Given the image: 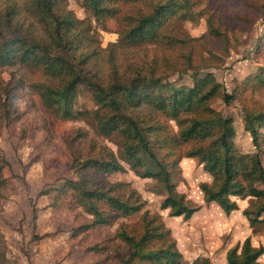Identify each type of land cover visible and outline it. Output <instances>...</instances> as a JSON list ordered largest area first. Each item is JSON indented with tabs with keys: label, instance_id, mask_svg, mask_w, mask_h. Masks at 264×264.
<instances>
[{
	"label": "trees",
	"instance_id": "obj_1",
	"mask_svg": "<svg viewBox=\"0 0 264 264\" xmlns=\"http://www.w3.org/2000/svg\"><path fill=\"white\" fill-rule=\"evenodd\" d=\"M23 1L43 22L45 37L15 25V10L8 9L6 18H0V65L42 69L47 82L33 88L43 111L62 121H88L98 135L114 141L118 148L115 154L107 146L90 143L79 131L65 144L73 178L39 196H48L56 213L70 193L76 194L78 206L69 207L70 242L84 247L83 258L111 252L115 264H183L177 241L162 216L145 210L146 200L127 183L111 182V176L126 171L124 164L140 178L153 180L166 194L161 209L169 210L170 217L190 219L198 209L178 191L179 164L183 158L197 159L212 177L211 183L201 185L205 202L216 204L229 216L240 209L235 198L248 199L243 215L254 234L264 232V109L242 100L248 91L256 94L264 90V69L231 94L209 74L194 75L193 86H175L165 81L172 73L165 76L152 64L147 70H135L131 78L114 70L113 79L103 82L84 66L91 54L75 55V42L81 40L73 32L82 22L65 15L60 0ZM192 1L159 0L147 12L140 9L125 16L120 40L131 46L173 45L176 39L165 34L167 23L175 18L195 20ZM147 2L81 0V5L97 21H106L120 17L117 6L121 3ZM212 30L227 42L224 33ZM21 87L14 83L0 87V111L8 127L20 119L17 102ZM83 91L89 94L92 108L77 106ZM217 98L226 106L237 102L242 105L243 129L256 150L253 156L237 148L233 119L212 106ZM170 122L175 123L176 132ZM186 146L189 148L178 155ZM1 165H7L2 158L0 172ZM7 186L14 194L12 179L0 178V189ZM135 215H140L138 222L119 223L112 231L119 219ZM4 250L0 234L2 256ZM263 256L264 247H255L248 237L241 246L229 250L227 264H264L260 261ZM200 262L210 264L208 260Z\"/></svg>",
	"mask_w": 264,
	"mask_h": 264
},
{
	"label": "rangeland",
	"instance_id": "obj_2",
	"mask_svg": "<svg viewBox=\"0 0 264 264\" xmlns=\"http://www.w3.org/2000/svg\"><path fill=\"white\" fill-rule=\"evenodd\" d=\"M158 1L148 0L141 5L117 4L120 17L97 21L82 8L81 0H60L63 13L82 22L73 32L81 40L75 42V55L91 54L84 65L88 72L109 82L114 70L131 78L135 70H147L152 64L165 76L172 73L165 81L175 86H193L194 75L209 74L231 94L264 69V0H198V4L193 0L195 20L175 18L167 23L165 34L176 39L173 45L131 46L122 42L124 17L140 9L147 12ZM8 9L15 10V25L45 37L43 22L28 11L23 0H0L2 20ZM212 28L224 33L227 42ZM47 79L43 70L33 65H0V87L8 83L22 86L17 102L19 121L8 127L0 111V158L7 162L1 165L0 178L12 179L15 189L14 194L9 186L0 189V234L5 242V255L0 253V264H115L111 252L83 258L84 247L70 242L69 207L78 206L75 193L67 196L66 204L56 213L48 196L39 197L42 192L60 187L64 180L73 178L65 144L79 131L90 143L107 146L118 154L114 141L98 135L88 121H62L43 111L33 85L47 82ZM242 100L264 109V90L256 94L248 91L242 95ZM77 106L93 107L88 93H80ZM212 106L233 119L237 148L253 156L256 150L251 136L243 129L242 105L237 102L226 106L217 98ZM169 124L176 132L175 123ZM188 148L186 146L178 155ZM124 167L126 171L111 176V182L127 183L146 200L145 210L162 216L177 241L183 264H201L204 260L210 264H227L229 250L241 246L248 237L255 247H264V232L254 234L243 215L249 205L248 199L235 198L240 209L229 216L216 204L205 202L201 185L211 183L212 177L199 160L183 158L179 164L178 191L186 196L191 207L198 209L190 219L170 217L169 210L161 209L166 194L157 189L156 183L140 178L128 165ZM139 218L140 215L121 218L112 231L119 223L135 224ZM260 261L264 263V256Z\"/></svg>",
	"mask_w": 264,
	"mask_h": 264
}]
</instances>
